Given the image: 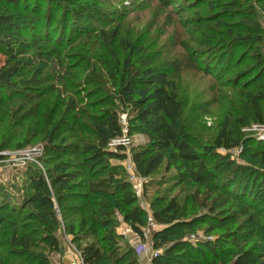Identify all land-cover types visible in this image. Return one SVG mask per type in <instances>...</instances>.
Listing matches in <instances>:
<instances>
[{"label": "trees", "instance_id": "obj_1", "mask_svg": "<svg viewBox=\"0 0 264 264\" xmlns=\"http://www.w3.org/2000/svg\"><path fill=\"white\" fill-rule=\"evenodd\" d=\"M207 2L212 9L233 20L226 23V31H222L227 37L210 48L208 57L215 55V61H222L227 53L235 55L241 51L236 64L244 67L236 79L240 104L219 123L212 152H201L191 133L180 125L186 102L178 92V82L185 69H198L203 65L208 74L214 73L216 67L209 65L208 60L200 62L193 58L187 63L175 60L168 66L145 45L120 37L118 27L111 33L101 30L105 41L119 40L126 51L117 83L118 94L111 95L101 83L91 81L93 85L83 95L80 81L70 83L74 91L68 99H63L55 84L56 81L62 83L67 91L69 81L61 75H53L52 86L42 88L44 77L40 69L31 71L27 78L19 74L23 66L29 65V59L25 58L30 57L33 50L37 51L38 60L45 56L47 59L56 57L63 64L68 59L63 53L54 56L57 51L49 50L50 46L65 41L67 25L63 24L53 33L52 19L44 21L41 5L32 9L29 3L22 4L20 0H0V47L10 54L0 67V109L18 103L14 123L19 127L29 123L31 139L25 136L24 140L17 141L20 146H29L33 139L43 136L45 158L42 161L49 168L47 176L42 170L28 169L17 203L7 195L19 192L16 185L11 184V192L0 187V238H8L0 243V249L11 247L9 255L15 260L28 257L20 264H68L64 260L51 261L48 256L42 258L34 252L37 238L41 239L47 255L61 252L57 232L63 221L72 242L82 253L84 264H140L138 246L130 241L124 247L120 244L123 236L116 231L118 226L113 223V217L118 212L144 239L148 211L138 203L131 182L120 175L118 168L110 167L109 161L128 158L124 145L111 150L113 140L141 134L148 143L132 154L141 176L149 178L170 157L177 159L181 168L176 179L196 186L186 202L161 194L151 203V215L162 226L152 238L153 248L162 252L153 257L151 264H264V249H258L256 241L250 247L242 246L256 238L264 241V189L257 193L254 190L264 174L249 172L250 168L228 161L226 155L216 152L219 148L230 151L244 146L245 142L255 143L259 147L248 154L252 159L260 157L264 164V141L246 137V129L255 124L264 125V21L259 18L264 13V0H228L223 8L218 0ZM76 10L78 17L84 15L81 9ZM29 28L34 29L29 33L31 43H27L23 34ZM214 30L219 31V28L214 27ZM229 48L233 49L229 51ZM234 55L230 67L235 63ZM112 81H118L116 75ZM55 95L57 100L60 98L57 104ZM83 104L84 107H80ZM97 107L101 108L99 113L88 114L90 108ZM125 113L129 117L128 124L121 122L120 114ZM85 118L91 123L83 121ZM87 134L92 142L88 141ZM13 136L19 135L16 132ZM8 143L9 140L5 146L0 145V149L8 148ZM106 170L109 173L102 176ZM241 173H248L247 180ZM251 178L254 181H248ZM230 202L231 206H236L231 212ZM31 204H36L38 214L24 213ZM239 218L243 219L238 229L222 233L215 243L189 238L198 224H207V231L212 232L227 224L234 225ZM250 224L253 228L248 229ZM103 230L100 241L107 242L106 246L101 247L96 241L77 243L97 237ZM229 243L235 247L233 252L226 247ZM7 260L10 263V259Z\"/></svg>", "mask_w": 264, "mask_h": 264}, {"label": "rangeland", "instance_id": "obj_2", "mask_svg": "<svg viewBox=\"0 0 264 264\" xmlns=\"http://www.w3.org/2000/svg\"><path fill=\"white\" fill-rule=\"evenodd\" d=\"M20 1L22 4L29 3L32 9L41 5L40 13L44 21L47 22L49 19L50 21L52 19L51 31L53 33H56L59 28H62L63 24L68 27L65 41L55 47L50 46L49 48L51 52L57 51L55 53L53 52L54 56H56V53L67 55L68 59L63 64L56 57L47 59L45 56L38 60L36 55L37 51L33 50L30 53V57L25 58L26 60L29 59V65L23 66L19 74V77L27 78L31 71L40 69L44 77V81L41 84L42 88L52 86L51 78L53 75H61V77L69 81V86L65 83L68 88L67 91L63 88L62 83L56 81L55 85L59 87L60 97L63 99H68L74 91V88L71 89L73 82L78 83L80 81L83 82L80 90L83 95L84 93H88L87 91L91 88L90 85H93L91 81L101 83L111 95L115 96L118 94L119 85L117 83H119V79L121 78V67L126 57V51L120 45L119 40L114 43L105 41L101 30L111 33L118 27L120 37L123 36L127 39L137 41L140 45H145L150 52L160 55L162 61L168 66L170 62L175 60L183 63H187L188 59L193 58L199 59L198 61L200 62L208 60L209 65L216 67L214 73L208 74L204 69L205 66L202 65L201 67L199 63L198 69H185L178 82V92L180 97L186 102L180 117V125L191 133L201 152L210 150L212 152L213 140L217 134L219 123L228 112L239 106L241 100L238 90L239 81L236 80L240 71L244 69L243 66L236 64V60L240 56L241 51L235 52V55L234 52L227 53L226 58L222 61H215L217 59L215 55L212 58L208 57L210 48L218 45L220 39L227 37L222 31H226V23L233 21L228 18L229 16L221 15L219 10L212 9L207 0ZM227 1L218 0V3H221L223 8ZM58 5L59 7L56 8ZM76 8L81 9L84 15L78 17L75 14L77 13ZM259 18L264 21V13L259 15ZM24 25L26 26L27 22ZM214 27H218L219 31H215ZM33 30V28H29L28 32L25 31L23 33L27 39V43H31L32 36L29 33H33ZM35 33L37 35V31ZM232 49L229 48V51ZM9 55V51L6 48L0 47V67L5 64ZM233 55L235 57V63L230 67V59ZM113 75L117 76L118 81L115 83L112 81ZM61 89H63L62 92ZM59 99L57 100V95L54 96L56 104L59 102ZM17 107L18 103H12L8 107L0 109V145L4 144L5 146L6 141H10L8 148L0 149V187H6V191L11 192V184L17 186L19 192H16V195L7 194L9 198H12L13 203H17L16 200L20 201L21 197L19 195L24 189L23 177L29 168L42 170L45 176H47L49 169L48 165L42 161V158H45L43 150L45 138L43 136L33 139L29 146H20L19 141L21 139L24 140L25 136L31 139V135L27 128L29 123L25 124V127H19L17 123V125L14 123ZM80 107H84V104ZM99 109L101 108H90L88 114H97L100 112L98 111ZM120 116L121 122L128 124V115L125 113L123 115L120 114ZM83 121H89L88 123H91L87 118L83 119ZM7 127L14 128L15 130H10ZM16 132L19 135L18 137L13 136ZM263 134L264 125L260 126L255 124L246 129V137L250 140L253 138L257 141H264L261 138ZM8 136L11 138H8ZM86 136L89 139L88 141L92 142V137H89L88 134ZM114 141L120 142L116 143L117 145L122 144L126 147L128 158L124 160L111 159L109 166L118 168L120 175L129 180L126 163L129 159H132L134 151L142 150L143 146L148 143L147 139L141 134H135L129 138V142L127 143L123 142V138H116ZM256 147L258 148L259 146L255 143L248 145L245 142L244 146L236 149L226 151L223 148H219L216 152L226 155L228 161L250 168L249 172L254 173V171H258L259 174H264V164L261 158L252 159L248 154L250 151H255ZM180 172L179 161L169 157L164 160L159 169L149 178L141 176V179L139 178L133 183L131 182L132 190L135 192L140 206L150 213L151 203L161 194L167 195L170 198L175 196L178 201L186 202V198L194 193L196 186L188 181L185 183L178 181L176 178ZM108 173L109 170H106L102 176H106ZM247 174L241 173L240 175L245 176L247 180ZM262 180L264 181V175L258 179L256 188L254 189L255 193L258 190L260 191V189H264V187L262 188L264 182H260ZM248 181L252 182L254 179L251 178ZM134 185L141 187L142 193L140 195L136 193ZM250 185L252 186L251 183ZM234 209H236V206H231L230 212ZM202 210L203 207L200 211ZM4 213L2 212V215ZM24 213H30V215L32 213L34 215L39 212L36 204H31L24 210ZM200 215L201 213H199ZM113 219V223L118 226L116 231L123 236L119 240L120 244L124 247L130 241L133 245H137L139 241L135 240L138 239L135 232V234L130 232L127 235L123 233L128 224L124 222L122 216L116 212ZM242 219L239 218L234 225L227 224L223 227L216 228L212 232L207 231V224H198L195 230L190 232L189 238L195 239L196 237V241L211 240L215 243V240L222 233L230 230L236 231L238 229V223ZM30 221L33 223L32 221L34 220L31 219ZM161 227L159 225L157 229ZM251 228H253V224H250L248 229ZM2 230L5 231V229ZM57 233L60 237L61 252H52L47 255L48 251L45 247H42V241L38 238L36 239L37 245L34 247V252L42 258L48 256L54 262L61 260L70 262L72 258L70 254V243L75 247H77V244L72 242V236L68 233L66 224L63 221H61V226ZM103 234L104 230L100 231L97 237H91L86 241H77V243L84 245L85 243L96 241L101 247H104L107 245V242L100 241ZM149 237V241H152L153 237ZM4 239L8 241V238H0V243L6 241ZM261 239L256 238L253 242L242 244V246L250 247L256 241L257 246H259L258 249H264V241ZM6 247V249H0V264H20L28 258L24 256L15 260L9 255V250L12 248ZM226 247L230 248L232 252L235 250V247L230 243ZM193 250L195 251L196 249ZM159 252H162V250H156L148 244L147 251L136 253L139 257L144 256L149 259L152 254L156 255ZM8 258L10 259V263H8Z\"/></svg>", "mask_w": 264, "mask_h": 264}, {"label": "built area", "instance_id": "obj_3", "mask_svg": "<svg viewBox=\"0 0 264 264\" xmlns=\"http://www.w3.org/2000/svg\"><path fill=\"white\" fill-rule=\"evenodd\" d=\"M121 138H123V142L124 143H127V142H129V138L130 137H128L127 135H124ZM261 138L264 139V134L261 136ZM116 143H120V142L113 140V143H111V145H110L111 150H116V148H115L116 146L122 145V144H118L117 145ZM126 166H127L126 168H127L128 172H129V181L132 182V183L136 182L137 179H139L141 177V174L137 171L135 163L133 162L132 159H129L128 162L126 163ZM134 188H135L136 193L138 195H140V193H142L141 187H139L137 185H134ZM157 226H159V225L154 221V219H153V217L151 215V212L150 213L148 212V223L146 225V228L143 229L144 230V239L140 238L136 234V236L138 238L136 240L139 241V244H138V247H137V250H138L139 253H143L144 251H147L148 250V244L153 246V240L149 241L150 240L149 236L153 237L154 232L158 230ZM130 232L134 233V231L131 229V227L127 226L123 233L125 235H127V233H130ZM195 239H197V238L195 237ZM70 245H71L70 254L72 255V258H71V261L67 262V263L68 264H84L83 256H82L81 251L78 250L77 247H75L72 243H70ZM154 256H155V254H152V256L150 257L149 261H147L146 264H151V261H152Z\"/></svg>", "mask_w": 264, "mask_h": 264}, {"label": "crops", "instance_id": "obj_4", "mask_svg": "<svg viewBox=\"0 0 264 264\" xmlns=\"http://www.w3.org/2000/svg\"><path fill=\"white\" fill-rule=\"evenodd\" d=\"M136 240V239H135ZM139 244V243H138ZM138 244L136 245V246H138ZM150 259V258H149ZM149 259L147 258V257H141V263L140 264H146L147 263V261H149ZM66 260V259H65ZM66 262V261H65Z\"/></svg>", "mask_w": 264, "mask_h": 264}]
</instances>
